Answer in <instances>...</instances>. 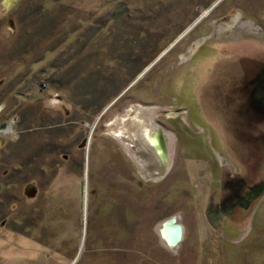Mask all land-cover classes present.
Returning a JSON list of instances; mask_svg holds the SVG:
<instances>
[{"label":"rangeland","instance_id":"1","mask_svg":"<svg viewBox=\"0 0 264 264\" xmlns=\"http://www.w3.org/2000/svg\"><path fill=\"white\" fill-rule=\"evenodd\" d=\"M216 1L0 0V251L264 264V0Z\"/></svg>","mask_w":264,"mask_h":264},{"label":"crops","instance_id":"2","mask_svg":"<svg viewBox=\"0 0 264 264\" xmlns=\"http://www.w3.org/2000/svg\"><path fill=\"white\" fill-rule=\"evenodd\" d=\"M26 196L28 197V195ZM11 237L14 242H18L21 247L17 248L16 244L13 243L15 248H17L14 253H9V250L0 251V264H49L46 259H41L39 249L26 245V241L28 242V240H30L27 235L21 232L9 231V238ZM28 254H30V256H28Z\"/></svg>","mask_w":264,"mask_h":264},{"label":"bare ground","instance_id":"3","mask_svg":"<svg viewBox=\"0 0 264 264\" xmlns=\"http://www.w3.org/2000/svg\"><path fill=\"white\" fill-rule=\"evenodd\" d=\"M150 134H151V132L147 128H145L144 132H143V139L147 143H149L151 145L156 144V143L161 144V139H160V136L158 135L157 132H155V134H157V135H155L154 137L151 136ZM160 147H161V152H163V150H162L163 147L162 146H160ZM177 234H178V230L176 228L174 229L173 226L171 225V223H169V222L164 223V228L162 229V237L164 238V241L168 243L169 246H171V247L174 246V244H172V243L174 242Z\"/></svg>","mask_w":264,"mask_h":264},{"label":"flooded vegetation","instance_id":"4","mask_svg":"<svg viewBox=\"0 0 264 264\" xmlns=\"http://www.w3.org/2000/svg\"><path fill=\"white\" fill-rule=\"evenodd\" d=\"M165 149V148H164ZM165 151H166V149H165ZM158 155V154H157ZM159 156V155H158ZM160 157V159H161V161H163L164 163H166V161L161 157V156H159ZM163 163V164H164ZM246 192L248 191V190H245ZM27 193V192H26ZM166 222H169V223H171V225L174 227V226H176V225H179L180 227H181V234H180V238H179V240L176 242V244L174 245V246H172V247H175L176 245H178L179 243H181V241H184V233H185V230H184V225L183 224H178L177 223V220H176V218L175 217H168V218H166V219H164L161 223H160V227H159V229H158V234H159V236L161 237V239L164 241V238L162 237V229L164 228V223H166ZM165 242V241H164ZM165 244L168 246V247H171V246H169L168 245V243L167 242H165Z\"/></svg>","mask_w":264,"mask_h":264},{"label":"water","instance_id":"5","mask_svg":"<svg viewBox=\"0 0 264 264\" xmlns=\"http://www.w3.org/2000/svg\"><path fill=\"white\" fill-rule=\"evenodd\" d=\"M219 0H217L209 9H208V11L218 2ZM207 11V12H208ZM181 37V36H180ZM178 40H179V38H178ZM176 43V41L170 46V47H172L174 44ZM169 47V48H170ZM145 72V70L140 74V75H138V77L133 81V82H135L138 78H140L141 76H142V74ZM132 82V83H133ZM131 83V84H132ZM130 84V85H131ZM112 104V103H111ZM111 104H109V105H111ZM108 107V106H107ZM107 107L104 109V111L107 109ZM174 229L176 228L177 230H178V234H177V236L175 237V240H174V242L172 243V244H176V242L179 240V238H180V234H181V227L179 226V225H176L175 227H173ZM75 261H76V259L73 261V263L72 264H74L75 263Z\"/></svg>","mask_w":264,"mask_h":264},{"label":"trees","instance_id":"6","mask_svg":"<svg viewBox=\"0 0 264 264\" xmlns=\"http://www.w3.org/2000/svg\"><path fill=\"white\" fill-rule=\"evenodd\" d=\"M145 32H146V31L141 30V29L138 28V30L136 31V34H137L138 36H139V35L143 36V35L145 34Z\"/></svg>","mask_w":264,"mask_h":264}]
</instances>
